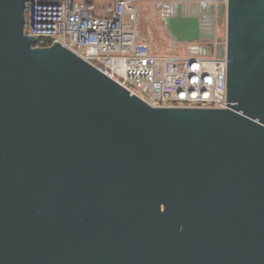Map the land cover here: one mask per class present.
Returning <instances> with one entry per match:
<instances>
[{
	"label": "water",
	"instance_id": "water-1",
	"mask_svg": "<svg viewBox=\"0 0 264 264\" xmlns=\"http://www.w3.org/2000/svg\"><path fill=\"white\" fill-rule=\"evenodd\" d=\"M131 1L185 5L163 29L225 55L226 109L153 108L0 0V264H264V0Z\"/></svg>",
	"mask_w": 264,
	"mask_h": 264
},
{
	"label": "built area",
	"instance_id": "built-area-1",
	"mask_svg": "<svg viewBox=\"0 0 264 264\" xmlns=\"http://www.w3.org/2000/svg\"><path fill=\"white\" fill-rule=\"evenodd\" d=\"M140 3L155 4L115 0L99 15L84 0H22V34L33 48L60 44L153 108L226 109L225 55L192 50L203 44L180 57L153 53L139 37Z\"/></svg>",
	"mask_w": 264,
	"mask_h": 264
},
{
	"label": "rangeland",
	"instance_id": "rangeland-1",
	"mask_svg": "<svg viewBox=\"0 0 264 264\" xmlns=\"http://www.w3.org/2000/svg\"><path fill=\"white\" fill-rule=\"evenodd\" d=\"M95 8V12L99 15L104 14L109 1H91ZM141 14L138 22L139 37L146 42L151 51L157 55L168 56H185V45L174 44L169 34L163 29L159 11L155 4L140 3ZM216 39H225V20L223 18L220 25L216 26Z\"/></svg>",
	"mask_w": 264,
	"mask_h": 264
},
{
	"label": "bare ground",
	"instance_id": "bare-ground-1",
	"mask_svg": "<svg viewBox=\"0 0 264 264\" xmlns=\"http://www.w3.org/2000/svg\"><path fill=\"white\" fill-rule=\"evenodd\" d=\"M155 6L157 8V10L159 11L160 14V19L162 20V18L164 17L166 11H170V9H175L177 7H184L185 5H181V4H171V3H162V2H156L155 1ZM187 7L191 8L192 10H202L206 8V4H202V3H197V4H192V5H187Z\"/></svg>",
	"mask_w": 264,
	"mask_h": 264
}]
</instances>
